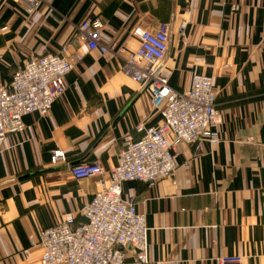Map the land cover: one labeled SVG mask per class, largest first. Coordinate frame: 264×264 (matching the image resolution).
I'll use <instances>...</instances> for the list:
<instances>
[{
	"label": "crops",
	"instance_id": "1",
	"mask_svg": "<svg viewBox=\"0 0 264 264\" xmlns=\"http://www.w3.org/2000/svg\"><path fill=\"white\" fill-rule=\"evenodd\" d=\"M95 17L104 23L100 43L114 47L105 53L73 40ZM161 22L169 25L162 74L176 90L193 74L212 78L220 139L197 152L177 145L172 176L122 183V196L144 215L148 261L218 264L237 255L264 264V0H38L31 13L21 0H0V84L31 56L82 54L48 114L25 115L24 131L0 142V264H35L41 247L31 239L67 213L81 220L96 185L73 178L72 165L98 161L108 170L126 134L138 139L140 125L162 122L119 50L137 48L134 27ZM53 148L66 162L50 164ZM125 252L135 264V250Z\"/></svg>",
	"mask_w": 264,
	"mask_h": 264
},
{
	"label": "built area",
	"instance_id": "2",
	"mask_svg": "<svg viewBox=\"0 0 264 264\" xmlns=\"http://www.w3.org/2000/svg\"><path fill=\"white\" fill-rule=\"evenodd\" d=\"M27 13L34 11L38 0H21ZM236 9V5H232ZM104 23L98 18L85 19L73 40L86 43L88 49L101 53L113 49L100 43ZM183 26L180 33L183 34ZM132 35L138 46L126 51L124 69L149 93L154 109L162 122L143 127V135L134 139L123 137L116 163L104 170L98 161L81 162L70 167L77 180L94 178L96 189L80 209L81 220L71 213L40 231L31 245H39L41 254L35 264H127L126 249L135 250V264H150L147 258V230L143 213L132 199L122 196L124 181L136 180L148 184L172 176L176 167L180 143L192 144L200 151L204 142L218 143L213 127L218 123L217 91L210 76L193 74L189 86L176 90L162 74L159 66L168 47L169 25L161 22L154 30L136 26ZM82 54L46 53L25 59L7 84H0V142L8 135L25 129L23 117L37 112L48 114L52 103L67 87L66 75ZM170 137V141H168ZM66 162L65 151L53 148L50 164ZM177 264V262H173ZM218 264H242L237 255L221 257Z\"/></svg>",
	"mask_w": 264,
	"mask_h": 264
}]
</instances>
